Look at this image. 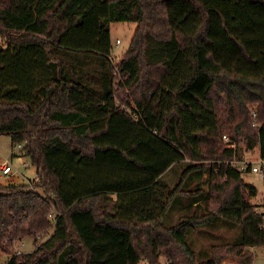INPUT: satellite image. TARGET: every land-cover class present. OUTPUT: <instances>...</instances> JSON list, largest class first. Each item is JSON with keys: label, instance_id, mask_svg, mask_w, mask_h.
Instances as JSON below:
<instances>
[{"label": "trees", "instance_id": "1", "mask_svg": "<svg viewBox=\"0 0 264 264\" xmlns=\"http://www.w3.org/2000/svg\"><path fill=\"white\" fill-rule=\"evenodd\" d=\"M114 23L136 24L116 64ZM0 37V135L36 169L0 184V259L253 264L264 204L240 163L264 161V0H0Z\"/></svg>", "mask_w": 264, "mask_h": 264}, {"label": "rangeland", "instance_id": "2", "mask_svg": "<svg viewBox=\"0 0 264 264\" xmlns=\"http://www.w3.org/2000/svg\"><path fill=\"white\" fill-rule=\"evenodd\" d=\"M136 28V24L134 23H114L110 25V41H111V47H112V62L116 64L119 59L122 57V55L127 50L130 40L133 36L134 30ZM119 40L120 44L119 46H116V41ZM0 46L5 47V43L3 42L2 38L0 37ZM256 156V155H253ZM0 159L2 160H10L11 165L13 167V176L15 180H18L20 183H26L25 185H31V182H33L36 178V169L31 166L29 160L27 157L21 155L19 153V148L17 146L12 147L11 141L8 136L0 135ZM249 161L255 160V157L250 156ZM24 163V164H23ZM247 166H253L252 163H245ZM24 177V179L21 178ZM19 178V179H18ZM244 179L247 182L252 183L256 189H257V195L255 198H251L250 201L253 204L262 205L264 204V182L261 181V179L253 174L248 173L245 174ZM11 184V182L4 184L8 185ZM264 210V209H263ZM262 211V210H261ZM52 232V229L48 230L46 232L47 235H49ZM224 234V232L219 233ZM236 235V232L229 233L227 235H223L225 238V241L231 240ZM46 237L44 235H40V238L38 236L35 237L36 244L42 242ZM223 241L218 239H211V238H193L192 239V245L193 248L197 251H204L209 252L210 248L213 246H218ZM13 251L15 249L20 252V254L28 253L34 250L35 245L33 244V239L31 237L24 238L20 242L14 243ZM249 252L254 255V261L253 264H264V247L263 248H250L248 249ZM12 254H4L1 255L0 264H3V262ZM160 262L162 264H165L164 259H160ZM140 264H147L146 261H141ZM222 264H237L235 261L230 260L229 258L224 259L222 261Z\"/></svg>", "mask_w": 264, "mask_h": 264}, {"label": "built area", "instance_id": "3", "mask_svg": "<svg viewBox=\"0 0 264 264\" xmlns=\"http://www.w3.org/2000/svg\"><path fill=\"white\" fill-rule=\"evenodd\" d=\"M116 46H119L120 41H116ZM112 59V58H111ZM223 141L226 144V147L228 149H234L235 145L234 143L230 142L229 139L226 136H223ZM20 148L21 146H17ZM235 164V162H233ZM241 166H244V162L240 163ZM245 169V168H244ZM250 173H253L257 175L262 181H264V161L258 159L256 163L253 164V166L250 167ZM13 167L11 165L10 160H2L0 159V184L4 185L9 182L13 181ZM262 221H263V228H264V211H263V216H262ZM44 237H48V235L45 233L43 234ZM40 238V236H38ZM20 252L15 249L13 256L14 255H19ZM11 258V256H8V258L3 262V264H8V260Z\"/></svg>", "mask_w": 264, "mask_h": 264}, {"label": "crops", "instance_id": "4", "mask_svg": "<svg viewBox=\"0 0 264 264\" xmlns=\"http://www.w3.org/2000/svg\"><path fill=\"white\" fill-rule=\"evenodd\" d=\"M253 155H256V156H253ZM250 156L255 157V160H253V161H249L248 159H249ZM258 159H260V158H259V151H258L257 148L254 149V150H252V151H249V152L244 153V163H252V165H253L254 163H256V161H257ZM23 164H24V163H23ZM21 178L24 179V180L26 181V179H25L24 177L21 176ZM18 179H19V178H18ZM261 181H262V180H261ZM11 184H14V185H25L26 183H25V182H24V183H20L18 180L13 179V181L11 182ZM257 205H258V204H257ZM50 234H51V233H50ZM255 249H256V248H255Z\"/></svg>", "mask_w": 264, "mask_h": 264}]
</instances>
